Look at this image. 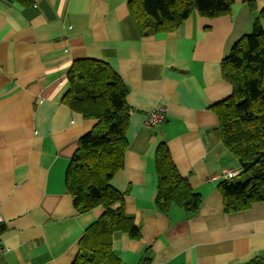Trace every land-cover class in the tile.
<instances>
[{
	"label": "crops",
	"instance_id": "1",
	"mask_svg": "<svg viewBox=\"0 0 264 264\" xmlns=\"http://www.w3.org/2000/svg\"><path fill=\"white\" fill-rule=\"evenodd\" d=\"M250 1L255 10L250 7ZM264 0H235L229 14L197 10L169 31L143 34L129 0H0V211L3 264H73L103 206L81 213L66 186L79 138L94 124L63 101L73 62H107L129 89L124 167L112 184L140 229L114 233L122 264H245L264 257V201L227 213L218 189L236 161L223 146L213 106L233 93L222 61L253 29ZM165 108L160 126H146ZM165 142L203 196L200 210L156 206L155 153ZM117 203L115 207L119 206Z\"/></svg>",
	"mask_w": 264,
	"mask_h": 264
},
{
	"label": "trees",
	"instance_id": "2",
	"mask_svg": "<svg viewBox=\"0 0 264 264\" xmlns=\"http://www.w3.org/2000/svg\"><path fill=\"white\" fill-rule=\"evenodd\" d=\"M24 6L34 0H15ZM235 0H129L132 15L143 34L169 31L181 25L193 11L214 18L229 14ZM250 7L255 5L250 1ZM223 78L233 93L216 103L217 132L236 161V176L223 179L218 189L227 213L246 210L264 201V9L254 18L253 29L237 40L222 61ZM69 88L63 101L86 119L94 120L80 138L66 173V186L81 213L103 206L104 212L85 231L73 264H122L114 253V233L140 237V229L124 206V195L112 184L124 167L127 133L132 109L128 86L105 61L82 58L67 73ZM158 193L156 206L168 213L180 207L196 214L203 196L182 175L165 142L155 153ZM117 203L119 206L115 207ZM245 264H264L256 255Z\"/></svg>",
	"mask_w": 264,
	"mask_h": 264
},
{
	"label": "built area",
	"instance_id": "3",
	"mask_svg": "<svg viewBox=\"0 0 264 264\" xmlns=\"http://www.w3.org/2000/svg\"><path fill=\"white\" fill-rule=\"evenodd\" d=\"M166 117V109L165 108H159V109H153L150 112H148L146 118H145V125L146 126H160ZM238 174L237 171L235 170H226L223 174H222V178L223 179H231L234 176H236ZM4 223V216L0 211V264H3L1 261V255L4 254V252H7L10 250L9 247H6L3 244V240H2V232H1V226Z\"/></svg>",
	"mask_w": 264,
	"mask_h": 264
}]
</instances>
